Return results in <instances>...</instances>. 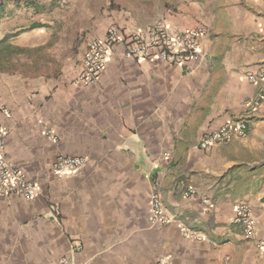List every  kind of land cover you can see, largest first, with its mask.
<instances>
[{
  "label": "crops",
  "instance_id": "obj_1",
  "mask_svg": "<svg viewBox=\"0 0 264 264\" xmlns=\"http://www.w3.org/2000/svg\"><path fill=\"white\" fill-rule=\"evenodd\" d=\"M56 1L64 10L46 11H54L51 22L36 14ZM246 1L252 5L226 9L227 27L213 30L218 35L203 26V56L192 65H152L125 57V46L117 45L98 82L84 84L81 63L89 42L106 36L104 25L76 35V51L54 75L2 68L6 158L39 194L0 199V264H264V250L235 224L237 205H249L264 239V96L254 106L259 86L248 78L264 70V0ZM11 2L0 8V40L20 27L21 41L37 51L51 44L40 46V39L60 33L53 20L91 14L88 0H19L13 3L20 11L35 14L18 22L6 7ZM163 22L171 31L194 28ZM237 122L247 125L246 139L201 149L208 135ZM60 156L86 163L58 178L51 167ZM188 189L196 193L186 196ZM154 193L167 224L151 223Z\"/></svg>",
  "mask_w": 264,
  "mask_h": 264
},
{
  "label": "built area",
  "instance_id": "obj_2",
  "mask_svg": "<svg viewBox=\"0 0 264 264\" xmlns=\"http://www.w3.org/2000/svg\"><path fill=\"white\" fill-rule=\"evenodd\" d=\"M208 35L205 27L183 28L171 31L164 22H155L144 29L126 30L118 26H111L103 39L91 40L88 51L80 66L78 80L87 85H95L100 79L109 58L114 53L115 46H125V57L141 61H148L157 65L163 61L173 66H187L198 63L202 59L200 41ZM249 80L259 86L258 96L254 106H258L264 96V70L248 74ZM9 128L0 125V199L12 196L32 201L39 194V187L35 181L27 178L14 164L6 158L5 150ZM50 139L57 142L52 131L46 133ZM248 137L247 125L237 122L222 126L216 132L208 135L201 143L203 150H210L218 144H229L236 139ZM86 161L77 157L60 156L51 167L55 177L63 178L80 171ZM194 189H188L186 196L194 195ZM209 204L208 200L204 201ZM152 225H164L169 222L163 210L160 196L154 193L150 205ZM235 224L243 235L255 241L260 250H264V239L257 238L256 222L252 208L246 204H239L235 209ZM184 236L190 240H199L185 228L181 229ZM58 264H72L69 260H62ZM159 264H169L167 260H160Z\"/></svg>",
  "mask_w": 264,
  "mask_h": 264
},
{
  "label": "rangeland",
  "instance_id": "obj_3",
  "mask_svg": "<svg viewBox=\"0 0 264 264\" xmlns=\"http://www.w3.org/2000/svg\"><path fill=\"white\" fill-rule=\"evenodd\" d=\"M6 0H0V8ZM7 3L6 7L10 11L13 10V17L19 19H32L34 11L29 12L22 9L19 10L17 3ZM257 1V0H255ZM42 9L37 15L41 16L45 21H50V17H54V11L64 10L60 7L58 1L44 2ZM89 10L92 16L84 14L82 17L74 16L57 18L51 29H58L60 33L52 37H44L38 41V45L44 46L51 42L50 47L41 51H37L36 46H26L21 41V35H18L19 28L12 29V34L0 40V72L2 68H7L11 74L25 73L26 70L40 71L47 77L54 75L62 65L64 59L70 58L76 51L73 45V38L76 35H85L86 32H94L96 29H102L101 26H121L128 23L133 26H147L155 22L169 21L183 26H206L213 30L226 29V9L231 11L243 7L245 4H251L249 1L239 0H88ZM252 5V4H251ZM52 12H46L51 9ZM14 7H17L14 10ZM256 7V6H254ZM24 8V7H23ZM32 13V16H29ZM8 14V13H7ZM39 20V18H38ZM37 20V21H38ZM34 21V20H33ZM2 13H0V31L2 30ZM91 23L92 29H85ZM96 28V29H95ZM219 31V30H218ZM213 33L218 35L217 31ZM24 36V35H23ZM22 36V37H23ZM29 47V48H25ZM9 58L10 65H4L3 61ZM3 66V67H2Z\"/></svg>",
  "mask_w": 264,
  "mask_h": 264
}]
</instances>
